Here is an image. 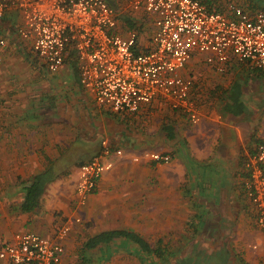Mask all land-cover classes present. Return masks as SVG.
<instances>
[{"label": "crops", "instance_id": "crops-1", "mask_svg": "<svg viewBox=\"0 0 264 264\" xmlns=\"http://www.w3.org/2000/svg\"><path fill=\"white\" fill-rule=\"evenodd\" d=\"M106 1L117 13L115 31L125 36L138 30V43L146 48L154 31L146 13L134 11L129 0ZM200 1L231 16L232 5L249 13L264 11V0ZM21 24L15 8L0 18L5 41L0 83L15 91L14 78L29 77L15 98L11 91L0 93V245L18 232L54 238L62 223L79 217L62 242V264H264V239L244 188L243 168L255 146L264 143V68L250 69L232 58L225 72H218L195 54L186 63L189 73L186 65L181 71L193 80L191 94L200 114L195 124L177 110L164 120L155 118L154 108L168 107L159 99L136 113H115L99 107L81 86L72 53L56 73L48 72L30 41L18 37ZM11 57L34 58L38 67L12 68ZM41 85L47 87L44 94L38 93ZM104 141L123 153L107 156L112 167L80 206L75 195L79 165L100 153ZM144 150L170 159L150 161ZM47 168L54 177L39 206L22 211V187ZM108 230L131 231L148 248L117 238L85 246Z\"/></svg>", "mask_w": 264, "mask_h": 264}, {"label": "built area", "instance_id": "built-area-1", "mask_svg": "<svg viewBox=\"0 0 264 264\" xmlns=\"http://www.w3.org/2000/svg\"><path fill=\"white\" fill-rule=\"evenodd\" d=\"M129 5L146 13L154 26L146 48L138 43V30L125 36L115 31L117 13L106 0H0V18L11 8L20 12L17 34L30 41L32 52L50 73H56L72 53L81 86L99 107L115 113H136L159 99L195 124L200 114L191 94L193 80L181 72L195 54L203 55L205 64L218 72H225L232 58L250 69L264 68V11L249 13L232 5L231 16L200 0H129ZM4 45L0 38V49ZM2 63L0 54V67ZM102 144L100 153L79 165L75 195L80 206L112 167L107 156L123 153ZM255 147L243 162L244 188L264 239V143ZM142 155L153 162L170 159L161 151L144 150ZM80 221L74 217L62 223L54 238L31 231L15 233L0 245V260L62 264V242Z\"/></svg>", "mask_w": 264, "mask_h": 264}, {"label": "trees", "instance_id": "trees-1", "mask_svg": "<svg viewBox=\"0 0 264 264\" xmlns=\"http://www.w3.org/2000/svg\"><path fill=\"white\" fill-rule=\"evenodd\" d=\"M164 130L166 131L167 137L172 138V129L166 127ZM53 177L54 174L50 168L32 176L28 183L22 187L23 200L20 205L22 211H32L39 206L41 195L43 194L47 183L50 182ZM116 238L130 240L142 248H148V244L142 237L128 230L103 231L100 234L90 237L85 246L94 247L97 245H106Z\"/></svg>", "mask_w": 264, "mask_h": 264}, {"label": "rangeland", "instance_id": "rangeland-1", "mask_svg": "<svg viewBox=\"0 0 264 264\" xmlns=\"http://www.w3.org/2000/svg\"><path fill=\"white\" fill-rule=\"evenodd\" d=\"M257 1V0H256ZM259 5H262L263 6V4H262V2H257ZM19 37V36H18ZM20 38V37H19ZM29 56V55H28ZM27 59H21V60H19L17 57H11V59L9 60V64H10V66L12 67V68H17V69H21V68H27V67H38L37 65H34V64H36V59H34V58H32V59H30L29 61H26ZM29 64V65H28ZM2 67V66H1ZM186 70H187V72L186 73H189V70H188V64L186 65ZM19 77V78H18ZM29 79V77H27L26 75H24L23 77H20L19 75H17L15 78H14V80H17L16 82L18 83V89L17 90H15L17 93L18 92H20V93H23L24 91V86H25V84H26V80H28ZM25 80V81H24ZM9 81V80H8ZM13 82H15V81H12L10 84H7L8 86H12L13 85ZM45 84V83H44ZM38 93H45V92H47V87L46 86H43V85H41V86H39L38 88ZM3 91H6L5 93V95H8V91H11L10 92V94L9 95H11L12 97H14L15 98V94H16V92L14 91V89H7L6 88V85L4 84V83H0V93L1 92H3ZM39 95H41V94H39ZM10 98V97H9ZM159 110H161V111H159ZM171 111H173V109L172 108H170V107H167L165 110H163V108H158V106L156 107V108H154L153 109V113H154V115H155V118H159L160 119V121L161 120H164L165 118H169V114H170V112ZM174 111H176V110H174Z\"/></svg>", "mask_w": 264, "mask_h": 264}]
</instances>
